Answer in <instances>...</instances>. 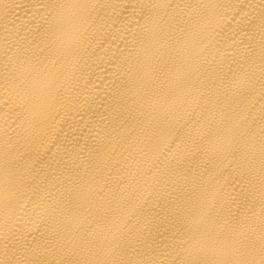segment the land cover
I'll use <instances>...</instances> for the list:
<instances>
[{"label":"bare ground","instance_id":"1","mask_svg":"<svg viewBox=\"0 0 264 264\" xmlns=\"http://www.w3.org/2000/svg\"><path fill=\"white\" fill-rule=\"evenodd\" d=\"M0 264H264V0H0Z\"/></svg>","mask_w":264,"mask_h":264}]
</instances>
